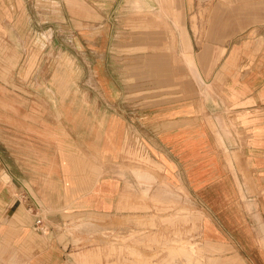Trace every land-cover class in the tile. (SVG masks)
<instances>
[{
	"label": "crops",
	"instance_id": "crops-1",
	"mask_svg": "<svg viewBox=\"0 0 264 264\" xmlns=\"http://www.w3.org/2000/svg\"><path fill=\"white\" fill-rule=\"evenodd\" d=\"M27 1L0 0V264H40L38 217L93 231L95 220L157 215L166 222L149 230L151 247L196 230L200 264H264V0H85L74 32L42 22L52 42L84 41L48 46L64 58L42 82L39 9L34 16ZM238 39L260 52L220 42ZM72 55L86 57L84 80ZM161 71L171 75L160 83ZM208 71L220 93L205 100ZM166 79L177 98L156 95ZM177 189L192 193L197 224L167 223ZM180 250L179 264H191L194 246Z\"/></svg>",
	"mask_w": 264,
	"mask_h": 264
},
{
	"label": "rangeland",
	"instance_id": "rangeland-1",
	"mask_svg": "<svg viewBox=\"0 0 264 264\" xmlns=\"http://www.w3.org/2000/svg\"><path fill=\"white\" fill-rule=\"evenodd\" d=\"M31 8L33 9L34 16L37 15V9H39L40 17V81H49L53 78L54 72H52V68H50L51 64H58L64 57L57 58L56 54H52L46 48L49 46L56 47V48H72V47H84V41L81 38H77L74 40H67V39H60L52 40L49 39V34L44 32V25L42 22L45 21H53L54 23V30H58L57 34L60 30L64 31H71L74 32L73 19L71 16H77L79 18H84V6L85 0H28L27 1ZM212 3V2H210ZM37 4L40 6L37 7ZM37 19V18H36ZM34 19V20H36ZM69 24H67L66 22ZM65 22V23H64ZM78 27L82 28L81 31L83 33V23L77 22ZM48 26V25H45ZM212 41L208 40H201L199 44L205 45L206 43H211ZM222 46H226L227 48L232 44L241 43L242 48L244 45L247 46L248 49L253 48L257 50V44L255 41H245V40H234V41H220ZM158 43H162V41H158ZM51 44V45H50ZM240 46V47H241ZM261 46V45H260ZM74 49V48H72ZM51 54H47V53ZM256 52H260L258 49ZM75 60L78 62V66L80 67L78 71L76 70L77 78H81L84 80V76L86 73L84 70V64L86 57L84 55H72ZM67 57V56H65ZM240 57V56H239ZM256 57V56H255ZM208 57H206L207 59ZM224 56L221 57V62ZM258 58V57H257ZM262 58V57H261ZM88 59H92V57H87ZM170 59V58H169ZM250 59V58H249ZM58 61V62H57ZM63 62V61H62ZM245 62L244 56L240 57V63L243 64ZM93 63H95V58H93ZM189 68H191L190 61ZM208 63V60L206 61ZM81 66H80V65ZM77 69V67H76ZM91 73H87V76H90ZM189 72L190 80L189 85L190 88L189 98H193L197 96L196 88L193 87V83L197 84L193 74L191 77ZM171 73L169 71H161L156 74L157 81H160L161 78L170 76ZM213 73L212 71H208L205 73V89L208 90V93L204 96L205 100H209V98L213 97L214 99L216 96L219 95L220 91V82L218 81V73H216V81L209 83L212 79ZM6 78V73L2 69H0V79L2 82ZM193 78V79H192ZM215 80V79H214ZM193 81V82H191ZM5 82V81H4ZM3 82V83H4ZM176 82H179L176 80ZM163 83H167L166 88L157 87L156 95L160 96L161 94L168 93L171 98H177L176 95H180L181 89L177 88H168L169 80H163ZM179 84V83H178ZM212 85V87L209 86ZM216 86V88H214ZM1 90V89H0ZM184 90V89H183ZM147 91V90H146ZM45 95V93H43ZM132 95V89H129V93ZM179 98V97H178ZM3 101V100H2ZM38 108L40 111V105H36L33 103L29 105V109L32 110L33 108ZM132 169V168H131ZM130 169V170H131ZM178 192L174 193L178 195L177 203L171 205L170 216L167 223L170 224H179L183 222L181 219H188L186 221L190 225L193 223H198L199 217L197 216L198 213V204L194 200L192 193L189 192H181L180 189H177ZM160 206V204H158ZM163 212V210H162ZM159 213V211H158ZM182 213L185 214L182 217ZM161 216H153V217H141V218H134V217H124L119 219L116 223L117 226H103L101 223L102 220H95L96 229L93 231H86L80 229L83 222H74L70 220L63 221V225L59 228H54L50 222H52L51 216L46 219V224L44 230H40V264H91L87 260V256L90 251H97L101 256V263L100 264H133L140 262V264H171V263H160L163 261L162 259L166 256L167 259H170L172 264H179L182 259H187L185 254L181 253V247L185 246H194L197 252L194 253V258L191 264H200L199 258L201 257V253L198 251V244L196 241L198 240L197 231L194 230L190 233L191 237L188 239L187 242L184 243H177V240H180V234L177 232H173L172 239L175 241L172 242V248L169 247H158L154 248L149 245V236L152 233L149 232L150 229L160 228L162 223L166 221L164 219H160ZM151 218V219H150ZM132 219H140L141 223L132 222ZM54 221V220H53ZM60 223V221H58ZM136 229L137 231H132ZM139 229L141 231H139ZM163 233V232H161ZM159 234V233H157ZM166 235H170L171 233H166ZM147 236V237H146ZM144 240L145 243L138 244V240ZM181 242V240H180ZM146 244V245H144ZM117 245L121 247L118 248ZM122 245H124L122 247ZM103 247V248H102ZM134 250L135 255H131L130 251ZM103 255V257H102ZM170 257V258H169ZM103 259V262H102ZM133 262V263H132ZM187 262V261H186ZM139 264V263H138ZM188 264V263H185Z\"/></svg>",
	"mask_w": 264,
	"mask_h": 264
},
{
	"label": "built area",
	"instance_id": "built-area-1",
	"mask_svg": "<svg viewBox=\"0 0 264 264\" xmlns=\"http://www.w3.org/2000/svg\"><path fill=\"white\" fill-rule=\"evenodd\" d=\"M37 216V214H36ZM36 225L37 227H40V230H44L45 225H44V220L42 217H38L37 221H36Z\"/></svg>",
	"mask_w": 264,
	"mask_h": 264
}]
</instances>
